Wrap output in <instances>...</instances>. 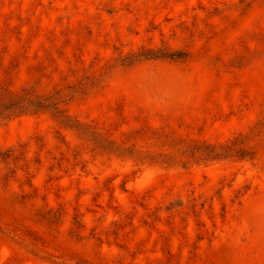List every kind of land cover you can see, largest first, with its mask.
<instances>
[{
  "label": "rangeland",
  "instance_id": "rangeland-1",
  "mask_svg": "<svg viewBox=\"0 0 264 264\" xmlns=\"http://www.w3.org/2000/svg\"><path fill=\"white\" fill-rule=\"evenodd\" d=\"M0 264H264V0H0Z\"/></svg>",
  "mask_w": 264,
  "mask_h": 264
}]
</instances>
